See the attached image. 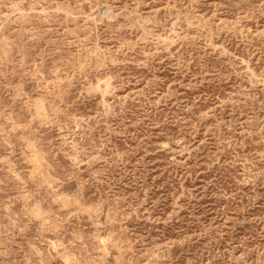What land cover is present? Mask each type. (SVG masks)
Instances as JSON below:
<instances>
[{
    "label": "rangeland",
    "instance_id": "rangeland-1",
    "mask_svg": "<svg viewBox=\"0 0 264 264\" xmlns=\"http://www.w3.org/2000/svg\"><path fill=\"white\" fill-rule=\"evenodd\" d=\"M0 264H264V0H0Z\"/></svg>",
    "mask_w": 264,
    "mask_h": 264
}]
</instances>
